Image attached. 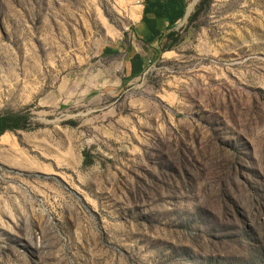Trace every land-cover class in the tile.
<instances>
[{
	"label": "rangeland",
	"instance_id": "obj_1",
	"mask_svg": "<svg viewBox=\"0 0 264 264\" xmlns=\"http://www.w3.org/2000/svg\"><path fill=\"white\" fill-rule=\"evenodd\" d=\"M187 5L0 0V264H264V0Z\"/></svg>",
	"mask_w": 264,
	"mask_h": 264
},
{
	"label": "crops",
	"instance_id": "obj_2",
	"mask_svg": "<svg viewBox=\"0 0 264 264\" xmlns=\"http://www.w3.org/2000/svg\"><path fill=\"white\" fill-rule=\"evenodd\" d=\"M190 12L187 0H147L137 22L118 38L115 49L127 57L128 74L140 70L159 38L185 22Z\"/></svg>",
	"mask_w": 264,
	"mask_h": 264
},
{
	"label": "trees",
	"instance_id": "obj_3",
	"mask_svg": "<svg viewBox=\"0 0 264 264\" xmlns=\"http://www.w3.org/2000/svg\"><path fill=\"white\" fill-rule=\"evenodd\" d=\"M18 115H1L0 116V136L8 130L19 129L14 127L12 123L16 121Z\"/></svg>",
	"mask_w": 264,
	"mask_h": 264
},
{
	"label": "built area",
	"instance_id": "obj_4",
	"mask_svg": "<svg viewBox=\"0 0 264 264\" xmlns=\"http://www.w3.org/2000/svg\"><path fill=\"white\" fill-rule=\"evenodd\" d=\"M146 1H147V0H135V4H136L139 8L143 9V6H144V4L146 3Z\"/></svg>",
	"mask_w": 264,
	"mask_h": 264
}]
</instances>
